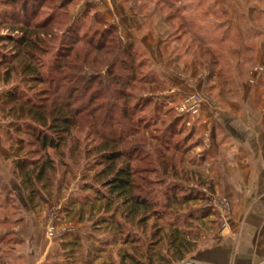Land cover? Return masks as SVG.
<instances>
[{"label":"rangeland","instance_id":"374dc122","mask_svg":"<svg viewBox=\"0 0 264 264\" xmlns=\"http://www.w3.org/2000/svg\"><path fill=\"white\" fill-rule=\"evenodd\" d=\"M99 1L0 0V94L18 87L35 100L50 101L63 87L74 122L58 152L44 151L25 134L26 121L4 120L0 113L12 168L10 147L17 150L13 140L17 135H10L17 126L25 140L19 156L27 155L38 166L50 158L54 166L37 183L35 203L26 201L19 210L42 214L45 235L60 248L78 238L71 247L70 264H198L210 249L218 250L239 207L229 201L230 190L215 183L228 176L226 152L217 148L211 156L202 155L203 141L193 122L196 114L180 110L182 102L194 95L200 97L201 106L205 93L167 94L168 82L141 47L118 54L116 49L126 44L117 33L118 44L111 43L114 34L107 33V19L97 12ZM140 1L141 11L151 5L162 16L179 14L180 0ZM201 1L203 9L211 2ZM229 39L226 45L216 38L213 53L200 49L210 67L208 83L216 57L223 67L232 64L227 51L238 44L232 43L233 35ZM228 82L235 84L232 77ZM109 106L113 114L105 116ZM113 141H119L118 150L125 154L116 169L129 165L133 195L150 203L149 211L131 215L114 196L113 205L105 206L102 196L108 193L103 183L109 177L103 170ZM106 143L110 147L100 150ZM12 177L20 184L14 172ZM176 234L193 249L181 262L174 260L171 244ZM255 264H264V256Z\"/></svg>","mask_w":264,"mask_h":264},{"label":"crops","instance_id":"0c3cea01","mask_svg":"<svg viewBox=\"0 0 264 264\" xmlns=\"http://www.w3.org/2000/svg\"><path fill=\"white\" fill-rule=\"evenodd\" d=\"M201 2L180 0L178 16H162L151 5L141 11L140 0H100L97 12L116 27L122 45L146 52L168 82L167 94L205 93L193 120L201 153L226 152L228 176L215 183L230 190L229 201L239 207L218 250L197 263L255 264L264 256V0H211L205 9ZM231 35L238 44L227 51L232 64L223 67L216 57L208 83L210 67L200 49L213 53L215 39L229 45ZM3 131L0 121V264H70L59 243L45 235L43 215L20 212L26 198L12 177Z\"/></svg>","mask_w":264,"mask_h":264},{"label":"trees","instance_id":"16d2710c","mask_svg":"<svg viewBox=\"0 0 264 264\" xmlns=\"http://www.w3.org/2000/svg\"><path fill=\"white\" fill-rule=\"evenodd\" d=\"M108 31H111L114 34V38L111 40V43L116 42L118 44V39L115 36L117 33L116 27L109 24L107 33ZM24 41L25 43L28 42V40H21L19 42L24 43ZM116 50L118 54H125L126 52L134 51V48L132 44H126L124 47L120 49L117 48ZM113 65L114 64L112 63L110 66ZM113 69L115 70V65ZM118 77L119 76H117V78ZM66 93L67 90L65 91L62 87V90L58 91V93L54 95L53 99L48 101L47 98H40L44 99L41 101L40 99L35 100L34 98L25 95L20 88L15 87L0 94V113L4 120L12 119L18 122L26 121L28 128L25 131V134H27V136L33 139L42 150H52L58 152L64 145L65 140L69 136L74 125V122L70 117L72 110L68 100L69 96ZM112 108L113 106H109L104 115H112ZM20 131L21 128L17 126L10 135L12 137L13 135H17V140L13 137L17 150L13 151L12 147H10V153H12L10 157H14L15 159L13 162V172L20 181V185L26 195V201L29 205H33L35 203L34 195L38 189L36 188L37 183H39L44 175H46L47 171L52 170L54 166L50 158H48L44 164L38 166L36 164L32 165V161L28 159L27 155L19 156L18 148L20 147V144L22 145L25 143V140L20 138L21 136L18 135L20 134ZM117 144H119V141H113L111 150L108 154H106L107 165L103 172H106V175H108L109 178L103 183V187L107 189L108 193L107 196H102L107 201L105 206H108L109 208L113 205L115 201L112 197L114 196L113 198L116 197L118 200H121L120 205H127L129 207L131 215L140 211H149L150 203H148L145 199L136 198L133 195V172L129 165L125 168L116 169L115 167L116 163L125 157L124 152L122 150H118ZM104 145V147H102V145L99 146L100 150H104L108 146L110 147L107 143ZM40 198L42 199L41 196ZM42 201H44V199H42ZM107 223H113V220L108 219ZM116 224L118 227L120 226L119 223ZM182 237L183 235L176 234L173 237V240L171 239V244L174 246V260L176 262L183 261L187 255L193 252L192 247L188 248L186 246V241H184ZM77 240L78 238L69 242H64L61 245L68 263H71V247L76 244ZM156 243L157 242H154L152 245H156ZM180 245H183V247L181 248ZM79 246L81 247L82 245L79 244ZM127 258L133 261V256L130 254H127ZM160 259L165 261L163 257ZM166 264L171 263L170 261H167Z\"/></svg>","mask_w":264,"mask_h":264},{"label":"built area","instance_id":"2783aa9c","mask_svg":"<svg viewBox=\"0 0 264 264\" xmlns=\"http://www.w3.org/2000/svg\"><path fill=\"white\" fill-rule=\"evenodd\" d=\"M200 104L201 99L199 96H190L182 102L180 110L184 114H196L200 108Z\"/></svg>","mask_w":264,"mask_h":264},{"label":"water","instance_id":"95a60500","mask_svg":"<svg viewBox=\"0 0 264 264\" xmlns=\"http://www.w3.org/2000/svg\"><path fill=\"white\" fill-rule=\"evenodd\" d=\"M185 264H187V263H185Z\"/></svg>","mask_w":264,"mask_h":264}]
</instances>
